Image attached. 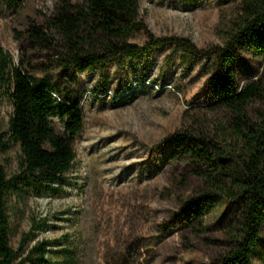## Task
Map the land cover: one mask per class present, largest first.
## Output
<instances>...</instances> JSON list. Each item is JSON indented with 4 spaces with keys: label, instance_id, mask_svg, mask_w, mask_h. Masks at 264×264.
<instances>
[{
    "label": "rangeland",
    "instance_id": "374dc122",
    "mask_svg": "<svg viewBox=\"0 0 264 264\" xmlns=\"http://www.w3.org/2000/svg\"><path fill=\"white\" fill-rule=\"evenodd\" d=\"M238 2L141 0L146 30L136 31L131 42L144 44L147 32L172 41L149 54L77 72L58 63L60 38L51 25L56 0H21L15 8L0 0V47L15 65L53 85L56 96L78 102L83 116L61 193L36 192L17 177L18 143L0 150L10 179L14 249L30 234L26 248L53 241L52 264H219L234 245L240 203L223 200L199 223L187 220L182 205L202 180L196 163L180 158L173 134L189 130L213 137L229 119L209 78L217 70L213 49L225 40ZM32 25L47 30L49 41L33 45L26 36ZM231 67L238 87L261 84L263 96L245 107L254 118L264 110V60L240 52ZM12 112L10 95L2 91L0 129L6 138ZM50 119L62 134L59 119ZM253 264H264V229Z\"/></svg>",
    "mask_w": 264,
    "mask_h": 264
},
{
    "label": "trees",
    "instance_id": "16d2710c",
    "mask_svg": "<svg viewBox=\"0 0 264 264\" xmlns=\"http://www.w3.org/2000/svg\"><path fill=\"white\" fill-rule=\"evenodd\" d=\"M6 1L10 8L21 4V0ZM140 1L56 0L51 25L60 38L59 65L84 72L149 54L172 41L147 32L144 44L131 42L136 31L146 30L139 14ZM26 36L35 46L50 38L47 30L37 25L30 26ZM186 41V46L191 45ZM213 52L217 70L209 78V86L229 119L213 137L189 130L173 134L180 158L193 160L195 174L202 180V187L187 198L182 209L189 222L199 223L221 201H238L234 245L218 261L253 264L264 229V110L252 118L245 107L250 100L262 97L263 90L259 81L238 87L231 66L240 52H251L264 60V0H239L225 40ZM2 91L9 93L13 112L8 138L0 129V150L11 141L18 143L21 159L17 177L36 192L61 193L76 158L73 142L83 127L79 103L56 96L53 85L15 65L11 54L0 47V98ZM51 116L62 123V134L55 131ZM9 189L10 179L0 163V264H52V240L37 241L26 248L30 234H25L17 250L11 245Z\"/></svg>",
    "mask_w": 264,
    "mask_h": 264
}]
</instances>
